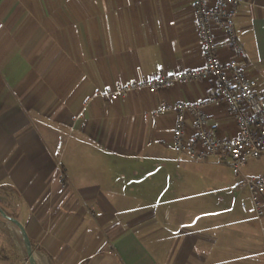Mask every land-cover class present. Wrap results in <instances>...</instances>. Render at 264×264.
Segmentation results:
<instances>
[{"label":"crops","instance_id":"obj_1","mask_svg":"<svg viewBox=\"0 0 264 264\" xmlns=\"http://www.w3.org/2000/svg\"><path fill=\"white\" fill-rule=\"evenodd\" d=\"M193 22L191 0H0V206L37 264H264V217L214 174L229 161L179 155L175 114L159 112L215 81L99 96L203 67ZM235 27L264 98V0H242ZM215 37L227 65L237 54ZM207 113L217 138L239 135L225 105ZM13 228L0 264L28 263Z\"/></svg>","mask_w":264,"mask_h":264},{"label":"built area","instance_id":"obj_2","mask_svg":"<svg viewBox=\"0 0 264 264\" xmlns=\"http://www.w3.org/2000/svg\"><path fill=\"white\" fill-rule=\"evenodd\" d=\"M193 25L198 33L204 66L174 74H160L151 79L115 86L99 93L100 97L119 99L132 92L146 90L155 94L192 82L214 80V91L199 103L161 106L159 112H173L176 117L173 149L187 159L204 163L215 157L229 161L232 172L249 193L258 218L264 217V175L247 177L243 169L250 160L264 157V98L255 92L246 70L245 50L238 43L235 18L242 0H191ZM215 29L224 31L237 58L224 65L220 59ZM225 105L229 117L239 127V135L219 139L209 125L207 109ZM192 118L194 134L187 136V117Z\"/></svg>","mask_w":264,"mask_h":264},{"label":"rangeland","instance_id":"obj_3","mask_svg":"<svg viewBox=\"0 0 264 264\" xmlns=\"http://www.w3.org/2000/svg\"><path fill=\"white\" fill-rule=\"evenodd\" d=\"M216 164L218 166L215 168L214 174L221 177L227 186L232 187L239 184V179L234 176L232 170L227 164L221 162H216ZM244 169L249 176H259L264 174V157L257 160H250ZM14 231L15 228L0 217V249L7 250V247L10 245L13 246L14 239L12 234ZM18 249L24 253L21 242L18 244Z\"/></svg>","mask_w":264,"mask_h":264},{"label":"water","instance_id":"obj_4","mask_svg":"<svg viewBox=\"0 0 264 264\" xmlns=\"http://www.w3.org/2000/svg\"><path fill=\"white\" fill-rule=\"evenodd\" d=\"M0 217L18 229L26 251L28 264H37L33 246L24 225L19 220L9 215L1 206Z\"/></svg>","mask_w":264,"mask_h":264}]
</instances>
